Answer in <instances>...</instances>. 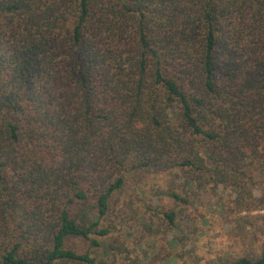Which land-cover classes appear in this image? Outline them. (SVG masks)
I'll use <instances>...</instances> for the list:
<instances>
[{
	"label": "trees",
	"instance_id": "trees-1",
	"mask_svg": "<svg viewBox=\"0 0 264 264\" xmlns=\"http://www.w3.org/2000/svg\"><path fill=\"white\" fill-rule=\"evenodd\" d=\"M257 172L264 0H0V264H189L178 212L219 186L264 209ZM151 176L180 209L136 225L167 249L95 257L114 196ZM212 264H264V241Z\"/></svg>",
	"mask_w": 264,
	"mask_h": 264
},
{
	"label": "rangeland",
	"instance_id": "rangeland-1",
	"mask_svg": "<svg viewBox=\"0 0 264 264\" xmlns=\"http://www.w3.org/2000/svg\"><path fill=\"white\" fill-rule=\"evenodd\" d=\"M164 178V176L157 178L151 176L138 182L128 179L122 192L114 196L115 211L110 218L112 223H117L120 226L114 230L112 228L109 237L98 240L100 247L92 249L95 257L112 260L107 246L113 240H118L123 244V247L129 252L128 258L131 259L141 255L140 248L149 251L150 246L153 245L158 250H161L160 247L167 249L168 244L174 238L172 233L162 228L157 235L146 237L142 236L146 234V231L136 225L140 219L149 221L155 217L158 218L163 210L174 208L178 212L180 209L168 197L157 194L158 189L168 187H165L164 182L162 183ZM254 180L252 193L256 199H259L264 195V174L257 172L254 175ZM235 198L236 194L233 190L219 186L214 195H204L199 200H194L184 213L179 214L178 212L177 218L182 224L179 226L184 232L176 234L179 238H184V246L178 243L176 250L186 262L189 264H212L230 260L244 253L245 250H258L264 241V209L238 212ZM130 200L140 218H121ZM155 212L157 213L152 216ZM115 214L120 216L114 218ZM194 226L196 232L192 233L195 230ZM78 244L77 248L82 249L83 245ZM126 256L127 253L117 256L115 262L123 264L128 260L124 259Z\"/></svg>",
	"mask_w": 264,
	"mask_h": 264
}]
</instances>
